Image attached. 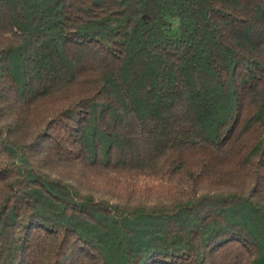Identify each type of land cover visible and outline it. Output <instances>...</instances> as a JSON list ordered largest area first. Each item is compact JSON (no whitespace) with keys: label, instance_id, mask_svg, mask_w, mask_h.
<instances>
[{"label":"trees","instance_id":"1","mask_svg":"<svg viewBox=\"0 0 264 264\" xmlns=\"http://www.w3.org/2000/svg\"><path fill=\"white\" fill-rule=\"evenodd\" d=\"M0 264H264V0H0Z\"/></svg>","mask_w":264,"mask_h":264}]
</instances>
